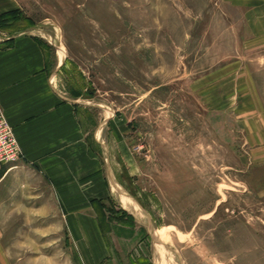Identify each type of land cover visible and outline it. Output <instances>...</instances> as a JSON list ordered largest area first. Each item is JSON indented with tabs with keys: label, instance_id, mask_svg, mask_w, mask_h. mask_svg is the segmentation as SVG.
Segmentation results:
<instances>
[{
	"label": "rangeland",
	"instance_id": "rangeland-1",
	"mask_svg": "<svg viewBox=\"0 0 264 264\" xmlns=\"http://www.w3.org/2000/svg\"><path fill=\"white\" fill-rule=\"evenodd\" d=\"M20 34L75 103L102 230L147 264H264V0H0V56ZM12 171L0 264L79 263Z\"/></svg>",
	"mask_w": 264,
	"mask_h": 264
},
{
	"label": "crops",
	"instance_id": "crops-1",
	"mask_svg": "<svg viewBox=\"0 0 264 264\" xmlns=\"http://www.w3.org/2000/svg\"><path fill=\"white\" fill-rule=\"evenodd\" d=\"M5 40L14 45L0 56V112L13 126L23 159L9 170L1 167L0 182L14 175L12 169L23 167L50 183V195L38 187L23 191L37 202L31 206L37 220L48 218L45 213L50 212L53 220L60 219L65 243L79 250L75 252L80 262L75 264H147L125 248L123 241L129 238L102 230L91 211L88 192L78 182L77 164L85 147L80 117L75 103L54 85L42 46L29 34ZM4 203L2 208L8 206Z\"/></svg>",
	"mask_w": 264,
	"mask_h": 264
},
{
	"label": "built area",
	"instance_id": "built-area-1",
	"mask_svg": "<svg viewBox=\"0 0 264 264\" xmlns=\"http://www.w3.org/2000/svg\"><path fill=\"white\" fill-rule=\"evenodd\" d=\"M23 159V153L15 136L13 126L0 112V168L15 167ZM5 170V171H6Z\"/></svg>",
	"mask_w": 264,
	"mask_h": 264
},
{
	"label": "bare ground",
	"instance_id": "bare-ground-1",
	"mask_svg": "<svg viewBox=\"0 0 264 264\" xmlns=\"http://www.w3.org/2000/svg\"><path fill=\"white\" fill-rule=\"evenodd\" d=\"M122 204V203H121ZM132 206V205H131ZM137 209V208H136ZM138 210V209H137ZM164 231H165V229L163 230V228L161 227V228H159V229H156V234H158V236L160 237V239L162 240V241H165V233H164ZM163 262V261H162ZM165 262V261H164ZM167 262V261H166ZM160 263H161V261H160ZM157 264H159V262L157 263Z\"/></svg>",
	"mask_w": 264,
	"mask_h": 264
}]
</instances>
